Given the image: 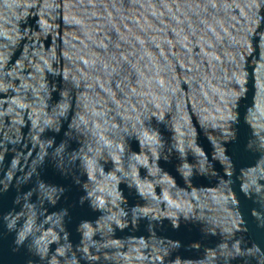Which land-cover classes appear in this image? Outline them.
Segmentation results:
<instances>
[{"label": "water", "instance_id": "water-1", "mask_svg": "<svg viewBox=\"0 0 264 264\" xmlns=\"http://www.w3.org/2000/svg\"><path fill=\"white\" fill-rule=\"evenodd\" d=\"M0 264H264V0H0Z\"/></svg>", "mask_w": 264, "mask_h": 264}]
</instances>
